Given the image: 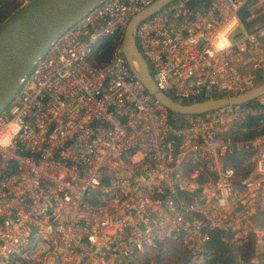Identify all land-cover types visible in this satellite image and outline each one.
<instances>
[{
    "label": "built area",
    "instance_id": "built-area-1",
    "mask_svg": "<svg viewBox=\"0 0 264 264\" xmlns=\"http://www.w3.org/2000/svg\"><path fill=\"white\" fill-rule=\"evenodd\" d=\"M154 1L104 0L56 36L0 112V264H142L168 241L206 264L214 238L264 250L253 223L264 131L245 137L243 125L264 115V95L170 124L122 50L127 23ZM263 3L173 0L138 23L156 87L186 104L264 83V25L243 19Z\"/></svg>",
    "mask_w": 264,
    "mask_h": 264
},
{
    "label": "water",
    "instance_id": "water-1",
    "mask_svg": "<svg viewBox=\"0 0 264 264\" xmlns=\"http://www.w3.org/2000/svg\"><path fill=\"white\" fill-rule=\"evenodd\" d=\"M104 0H29L0 23V112L19 90L32 63L49 48L57 35L69 29ZM173 0H156L129 20L122 37V50L132 74L168 112L184 117L219 109L228 104H246L264 95V83L236 96L181 104L164 95L155 85L150 69L138 50L133 31Z\"/></svg>",
    "mask_w": 264,
    "mask_h": 264
},
{
    "label": "rangeland",
    "instance_id": "rangeland-1",
    "mask_svg": "<svg viewBox=\"0 0 264 264\" xmlns=\"http://www.w3.org/2000/svg\"><path fill=\"white\" fill-rule=\"evenodd\" d=\"M252 12L255 16L247 22L245 21L246 26L253 29L263 26L264 3L261 6L251 8V10L247 8L246 11L243 13V19H246L248 16H250ZM263 220L264 212L261 211L255 216L253 223L255 226L261 227L263 225ZM249 242L253 243L251 242V240ZM250 243L243 246L228 245L229 251L233 256L236 257L240 264H264V250L260 252L255 251L254 245ZM180 250L181 248L178 245L172 244V242H167L162 247L158 246L156 248H153L152 255L150 254L146 261H142V264H185V256L182 255ZM243 257L248 259L249 263L244 262Z\"/></svg>",
    "mask_w": 264,
    "mask_h": 264
},
{
    "label": "trees",
    "instance_id": "trees-1",
    "mask_svg": "<svg viewBox=\"0 0 264 264\" xmlns=\"http://www.w3.org/2000/svg\"><path fill=\"white\" fill-rule=\"evenodd\" d=\"M18 7V4L16 3L15 0H0V23L7 17L10 15V13H12L16 8ZM102 46L104 47V52L103 54L98 58L99 62H102L104 60H106L108 58V54H109V43L108 41L104 42L102 44ZM253 101H249V103H247V105L252 104ZM169 113V122L170 124H172L175 127H181L184 125L183 120L187 117L184 116H180L178 114H174L171 112ZM260 119L264 120V115L261 116H256V117H250L249 119H247L245 122V124L248 128H250V132L245 135V137H250V136H254L260 132L264 131V128L261 129H257L256 125L259 123L258 121ZM233 163L234 166H238L243 159L241 157H237L233 159ZM262 226L264 228V220L262 221ZM168 242H172V244H176L178 245L176 242L173 241H168ZM251 242L254 243V238L251 240ZM165 243L164 242L160 245V247H162ZM250 243V242H249ZM253 243H250L253 245ZM212 244L214 245L215 249H214V253L211 256V258L206 262V264H240V262H238V260L236 259L235 256H233L231 254V252L229 251V247L225 244L219 243L218 241H216V239H213ZM179 246V245H178ZM181 248V253L183 256H185V264H189V256H188V252L186 251L185 248L179 246ZM251 248V247H250ZM251 250V249H250ZM153 251L152 249H149L145 255V257L143 258V262L146 261V259L150 256V254L152 255ZM245 255V254H243ZM244 258V262H248V259Z\"/></svg>",
    "mask_w": 264,
    "mask_h": 264
},
{
    "label": "clouds",
    "instance_id": "clouds-1",
    "mask_svg": "<svg viewBox=\"0 0 264 264\" xmlns=\"http://www.w3.org/2000/svg\"><path fill=\"white\" fill-rule=\"evenodd\" d=\"M226 40L224 39V36L222 35L217 43V47H223L226 45Z\"/></svg>",
    "mask_w": 264,
    "mask_h": 264
}]
</instances>
